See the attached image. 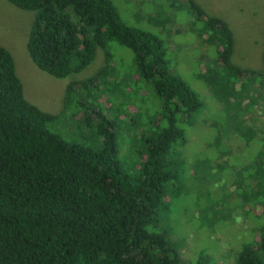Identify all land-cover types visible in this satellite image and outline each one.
I'll return each mask as SVG.
<instances>
[{
	"label": "trees",
	"instance_id": "trees-1",
	"mask_svg": "<svg viewBox=\"0 0 264 264\" xmlns=\"http://www.w3.org/2000/svg\"><path fill=\"white\" fill-rule=\"evenodd\" d=\"M7 1L34 13L26 52L38 70L66 79L85 70L97 49L107 62V45L115 43L133 54L136 73L151 86L158 111L142 139L135 173L128 175L117 160L114 122L95 106L82 109L81 122L90 120L102 140L99 149L50 133L46 124L55 117L26 101L13 57L0 47V264H183L165 232L156 228L177 191L174 153L190 139L181 121L191 124L203 104L167 67L163 41L124 25L109 0ZM181 2L192 18L191 31L207 48L196 77L213 95L222 123L233 130L232 137H214L215 124L209 121L203 149L214 151L203 155L227 160L220 139L244 149L257 142L260 149L229 188L245 206L261 208L264 217V64L254 71L237 67L229 25L194 0ZM261 58L264 63V43ZM106 70L69 84L66 106L73 88L102 89ZM237 264H264V230L242 247Z\"/></svg>",
	"mask_w": 264,
	"mask_h": 264
},
{
	"label": "rangeland",
	"instance_id": "rangeland-1",
	"mask_svg": "<svg viewBox=\"0 0 264 264\" xmlns=\"http://www.w3.org/2000/svg\"><path fill=\"white\" fill-rule=\"evenodd\" d=\"M109 1L124 25L163 41L167 67L187 83L203 104L191 124L188 120L181 121L190 139L174 153L177 191L168 209L160 212L156 230L165 232L168 242L179 251L183 264H197L196 261L198 264H237L242 247L253 243L256 235L264 230V217L260 216L261 208L254 204L245 206L229 187L246 160L260 148L257 142L244 149L236 141L220 139V148L227 152V160L225 157L214 161L218 156L203 155L214 151L203 149L207 143L203 135L211 131L209 121L215 124L214 137L223 134L232 137L229 132L233 130L230 124L222 123L213 109V95L196 77L199 63L203 61L200 58L207 48L200 45L197 35L191 31L192 18L181 0ZM194 1L208 15L219 17L229 25L235 45L232 62L241 69L260 70L264 64L261 58L264 0ZM33 19L34 13L0 0V47L13 57L24 98L40 111L55 117L46 124L50 133L67 143L91 149H99L102 140L96 136L90 120L85 118L81 122V115L86 107L101 109L104 118L114 122L117 160L126 174L133 175L142 139L150 133L151 122L158 111L151 86L136 73L133 54L109 43L107 62L104 52L97 49L93 62L79 74L66 79L52 78L38 70L26 52ZM165 20H171L169 25L163 24ZM193 29L197 31V26L193 25ZM103 68H107L102 78L103 88H73L66 106L68 85L80 84ZM227 118L232 120L231 115ZM233 118L240 119L239 116ZM214 153L217 155L218 150ZM192 164L196 170L192 169Z\"/></svg>",
	"mask_w": 264,
	"mask_h": 264
}]
</instances>
